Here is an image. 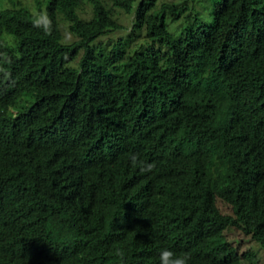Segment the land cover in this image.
I'll use <instances>...</instances> for the list:
<instances>
[{
  "label": "trees",
  "instance_id": "16d2710c",
  "mask_svg": "<svg viewBox=\"0 0 264 264\" xmlns=\"http://www.w3.org/2000/svg\"><path fill=\"white\" fill-rule=\"evenodd\" d=\"M110 1L0 5V264H260L264 0Z\"/></svg>",
  "mask_w": 264,
  "mask_h": 264
},
{
  "label": "rangeland",
  "instance_id": "374dc122",
  "mask_svg": "<svg viewBox=\"0 0 264 264\" xmlns=\"http://www.w3.org/2000/svg\"><path fill=\"white\" fill-rule=\"evenodd\" d=\"M104 3H107V4H111V1L110 0H103ZM162 1H173V2H179L181 0H160L159 3H161ZM182 1H185V0H182ZM190 3H191V0H188ZM38 2L40 3V7L41 9H43V5H42V2L43 0H19V2L17 3L18 6L17 8H22V7H25L27 8L31 13L35 12V13H39L38 11ZM207 6V8H203L204 6L202 5V2L201 3H197L195 2V7L196 9L200 10L202 9L203 12H201V15L202 17H205L207 16L206 12L207 10L209 9L210 7V4L208 2L205 3ZM0 5L4 8H9L10 7V0H0ZM203 6V7H202ZM39 9V10H41ZM83 12L81 15H84L85 18L89 17L90 15V11H89V7L85 6L83 8ZM119 11V10H118ZM89 13V14H88ZM119 19V21L124 25V27L127 29V31L130 29L129 25H130V16L128 14H125L124 12H121L119 11L117 13V20ZM170 26V29H171V24L169 25ZM60 27H61V32H62V35H63V38H64V41L65 42H71L73 40V37L70 35V33L68 32L67 30V25L64 21H61L60 22ZM126 31V32H127ZM114 36V34H111ZM260 264H264V255H263V251L260 252Z\"/></svg>",
  "mask_w": 264,
  "mask_h": 264
},
{
  "label": "clouds",
  "instance_id": "9594fccd",
  "mask_svg": "<svg viewBox=\"0 0 264 264\" xmlns=\"http://www.w3.org/2000/svg\"><path fill=\"white\" fill-rule=\"evenodd\" d=\"M34 19L32 21L33 27L38 28L44 32V34H50L52 31L51 20L48 17L46 12L35 13L33 12ZM131 160L136 162L138 157L136 154L131 156ZM152 165H147L146 168H142L144 170H151ZM190 259L187 254H177L168 248H163L160 250L158 254L159 264H188V260Z\"/></svg>",
  "mask_w": 264,
  "mask_h": 264
}]
</instances>
